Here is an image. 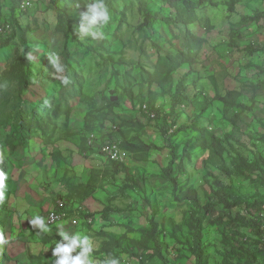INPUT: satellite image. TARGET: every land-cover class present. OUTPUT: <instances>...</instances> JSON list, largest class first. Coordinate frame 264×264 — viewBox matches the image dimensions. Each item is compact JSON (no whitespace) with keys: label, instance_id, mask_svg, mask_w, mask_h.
<instances>
[{"label":"rangeland","instance_id":"374dc122","mask_svg":"<svg viewBox=\"0 0 264 264\" xmlns=\"http://www.w3.org/2000/svg\"><path fill=\"white\" fill-rule=\"evenodd\" d=\"M191 1L195 4L192 11L182 4L172 9L166 0H102L110 19L101 26L102 22L90 23L89 6L98 0H86V6H77L84 13L73 17L68 38L56 28L57 10L70 0H34V7L27 12L16 0H0V26H11L6 36L0 35V113L9 120L20 112L31 117L34 110L51 115L56 106L73 96L68 125L64 106L46 137L35 130L34 140L17 152L5 145L13 127L0 128V157L8 162L5 194L0 200V264H55L60 257L53 256L52 249L58 242L67 243L58 230L70 236H88L93 246V264H105L108 258L98 253L106 240L104 234L120 235L131 227L136 230L129 236L140 238L137 229L148 227L152 216L164 233L167 264L198 263L192 252L190 228L198 216L204 233L201 256L205 264H245L246 256L236 239L226 235L224 226L211 222L222 206L212 216L210 212H200L201 208L190 201L177 200L173 184L163 173L173 160L180 189H197L202 204L210 193L205 182L209 171L231 186L234 196L264 194L262 186L226 175L223 166L233 168L234 156L227 145V151L219 150L221 154L212 147L216 144L212 136L219 140L229 136L250 160L264 157V20L241 22L243 17L263 12L264 0H238L234 13L228 9L230 0H214L217 6L201 7L196 5L198 0ZM145 11L161 19L143 29L140 26ZM169 17L194 22L185 26L161 21ZM187 30L204 40L201 53L192 72L189 65H184L167 77L165 70L158 67L159 58L183 51ZM22 31L28 38L34 85L19 98L12 72L23 62ZM231 34L237 49L229 47ZM66 47L72 54L71 68L67 66ZM248 47L257 52L247 53ZM53 57L60 68L53 63ZM64 79L69 83H63ZM179 82L184 83L188 100L169 115ZM216 88L222 96L240 92L252 111L239 114L235 109L225 110L215 100ZM152 98L154 109L163 113L158 120L147 119L141 112L143 104L150 107ZM109 101L118 102L119 107L109 111ZM140 115L147 124L145 128L128 129L123 124ZM163 115L169 116L168 122ZM162 127L168 128L166 136ZM180 128L184 131L179 132ZM92 133L96 135L94 147L88 144ZM122 133L129 138L138 135L152 149L147 161H137L129 153L127 169L118 171L101 147L107 141L120 145ZM95 172L98 181L90 185ZM60 200L66 203L70 216L61 224L49 226L47 216ZM241 210L237 207L233 212ZM36 215L45 218L48 232L30 225L28 220ZM40 234L58 239L47 244ZM242 234L237 238L240 243L255 245L257 239L250 230H242ZM259 250L255 247L256 252ZM80 251L77 248L72 255ZM152 253L151 250L143 256L145 264H164ZM117 259L120 264H137L129 255ZM258 264H264L263 256Z\"/></svg>","mask_w":264,"mask_h":264},{"label":"trees","instance_id":"16d2710c","mask_svg":"<svg viewBox=\"0 0 264 264\" xmlns=\"http://www.w3.org/2000/svg\"><path fill=\"white\" fill-rule=\"evenodd\" d=\"M19 2V0H16ZM170 8L176 9L179 4H182L187 11L194 10L195 4L191 0H166ZM238 3V0H230L228 2V9L231 13L235 12V6ZM20 4V3H19ZM70 4V5H69ZM209 4L212 6H217V3L214 0H198L197 6H203ZM69 5V6H68ZM74 5V6H73ZM77 6L82 7L86 6V0H70L67 6L59 7L58 12V25L57 32L64 33L68 38L71 35V29L74 25L73 17H80L83 15V10H78ZM142 8V5H141ZM160 16L158 14H153L149 11L144 12V21L141 24V28L145 29L152 27L153 24L160 21ZM264 20V11L258 12L251 17H243L241 19L242 23L248 22H260ZM164 23L167 24H180L188 26L194 22V19L185 20L184 18H178L173 20L169 18H162ZM23 39L25 43V52L23 55V62L19 63L14 67L12 72L13 82L18 86L19 98H22L24 94L34 85L33 73L31 69V61L29 57V45L28 38L24 31ZM1 35V34H0ZM232 40L229 44L231 49H237L238 46L234 40V35L231 34ZM187 45L183 51L177 52L175 55H167L165 57L159 58L158 67L162 68L166 72L167 77H171V74L184 65L190 66V72L193 70V64L196 63V59L201 53V50L204 45V40L192 34L189 30L186 31ZM247 53L253 54L257 50H253L251 47H248L245 50ZM65 56L67 59V66L71 68V58L72 54L70 53L68 47L65 49ZM162 88L161 86H159ZM216 87V85H215ZM73 96L65 103H60L56 106L52 114L44 110H34L33 116L28 117L23 113H19L14 120H9L6 116H3L0 113V128L1 127H13V132L8 136L5 145L12 151L17 152L20 148L25 147L29 142L34 140V131L37 130L43 133V136L46 137L47 130L52 125L55 126V120L62 112V108L67 107L66 110V122L65 125H68L70 118V104ZM172 109L169 115L174 113L176 107L182 102H186L188 97L186 95V88L184 83L179 82L176 88V93L172 97ZM215 100L221 103L225 110H238L240 113H246L252 111V106L246 105L242 101V95L238 91H230L226 95L222 96L218 89L216 88ZM155 99H150V107L148 104H143L141 107V112L145 118L150 120H158L160 114H163L159 110L154 109ZM147 105L151 111L156 112L155 118H151L149 114H146L143 110V106ZM109 111H112L114 108L119 107L118 102L109 101L107 106ZM237 114V115H239ZM163 118L166 122L169 120V116L163 115ZM140 115L135 118V120L123 121V124L128 129L136 128L141 130L146 127L145 121ZM88 128V126H87ZM117 129V127H113ZM90 130V128H88ZM172 131V130H170ZM169 131V132H170ZM182 132V128L178 130ZM162 134L165 136L168 134V128L162 127ZM94 134V133H92ZM124 135V133H122ZM90 137V136H89ZM212 139L216 141V144L212 147L218 150V154H221V151H227L224 145L228 146V149L234 152L232 157V166L230 168L227 165L223 166V171L226 175L230 177H242L250 182L262 186L264 188V157L258 156L254 160H250L244 154H242L236 144L232 142V139L228 136L225 140H219L212 136ZM261 141L264 142V135L261 137ZM96 145V142H94ZM107 143H113V141H107ZM89 144V143H88ZM91 146V147H94ZM120 146L129 153L133 154L134 159L137 161H147L148 154L152 149L151 146L146 145L141 138L136 135L133 138H129L128 135H124L123 142L120 143ZM111 166L118 170L124 171L127 169L125 166V161H111ZM8 162L0 157V170H3L5 174L7 173ZM164 176L169 179L173 184L174 191L176 193V199L187 200L192 202L195 206L201 208L200 212H210L213 216L217 211L218 206H222V209L218 211L217 215L211 219L212 223H218L221 226H224L226 235L234 237L239 243V249L242 251L243 256H246L245 264H258L259 257H264V194L260 196H244L237 194L234 196L231 186L227 185L223 180L216 176L212 171H209L205 176V182L210 187V193L207 195V202L205 204L201 203V199L197 189L193 187H187L185 189H180L179 180L174 175L173 172V160L169 162L167 167L164 169ZM99 176L95 172L91 175L89 179V184L93 185L98 181ZM241 207L242 210L235 213L233 212L235 208ZM200 217L198 216L190 225V228L193 231V250L195 256L198 258L197 264H205L202 259V237L203 229L200 222ZM250 230L251 233L256 237L257 240L254 241V246H247L246 244L240 243L237 238L242 237V230ZM131 227H127V231L120 235L115 233H105V241L101 243V247L98 251L99 255H104L106 258H115L117 259L120 255H129L132 259L137 261V264H145L143 261V256L147 255V252L153 251L152 255L158 256L163 260L164 264H167V254L168 250L166 245L163 242V231L160 229V224L152 216L149 219L148 227H140L137 229L141 233L140 238L130 237L129 233L135 231ZM40 237L44 243L50 244L58 238L55 236H48L45 234H40ZM255 247H258L260 250L255 251ZM1 258V253H0Z\"/></svg>","mask_w":264,"mask_h":264},{"label":"clouds","instance_id":"9594fccd","mask_svg":"<svg viewBox=\"0 0 264 264\" xmlns=\"http://www.w3.org/2000/svg\"><path fill=\"white\" fill-rule=\"evenodd\" d=\"M89 10L91 12L90 23L96 24L102 22L101 26L106 25L110 19L108 9L102 0H98L97 3L90 5ZM87 19L88 17L85 16ZM87 31V29H85ZM31 58V57H30ZM53 63L60 68V65L57 62V58L53 57ZM62 71V69H60ZM63 83L67 84L69 81L64 79ZM7 176L3 170H0V200L4 198V187L5 180ZM32 227H39L42 232H48L49 228L45 222V218L36 215L33 219L28 220ZM62 228V226H61ZM59 236L63 237V241L67 243L58 242L56 247L52 249L53 256L60 257L58 260H55V264H93L91 258V253L93 252V246L90 242V239L86 235L74 234L69 235L68 232L63 230H58ZM77 248L82 249L77 255L73 256L72 253ZM105 264H120V261L115 258H109L105 261Z\"/></svg>","mask_w":264,"mask_h":264},{"label":"built area","instance_id":"2783aa9c","mask_svg":"<svg viewBox=\"0 0 264 264\" xmlns=\"http://www.w3.org/2000/svg\"><path fill=\"white\" fill-rule=\"evenodd\" d=\"M21 10L27 12L34 7V0H19ZM11 28L10 25L0 26V34L6 36ZM143 110L146 114H149L151 118H155L156 112L151 111L147 105L143 106ZM96 138L95 134L90 135L89 146H93L94 139ZM102 153L105 157L111 161H125L128 157V152L124 150L117 143H107L101 147ZM77 214V213H75ZM70 216L68 207L66 203L62 200L58 201L57 208L52 210L47 216V224L49 226H55L64 222ZM75 224H79V219H76Z\"/></svg>","mask_w":264,"mask_h":264}]
</instances>
